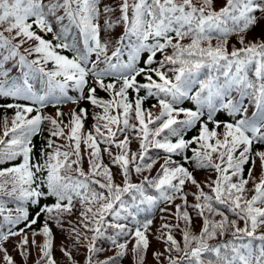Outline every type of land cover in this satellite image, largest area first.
<instances>
[{
	"label": "snow or ice",
	"instance_id": "snow-or-ice-1",
	"mask_svg": "<svg viewBox=\"0 0 264 264\" xmlns=\"http://www.w3.org/2000/svg\"><path fill=\"white\" fill-rule=\"evenodd\" d=\"M261 21L264 0H225L219 10L213 8V0H0V98L13 101L0 107L15 110L11 127L4 119L0 164L22 157L19 163L0 168V214L8 213L0 226L4 264H15L4 247L15 237H20L14 249L21 257L27 259L31 247L39 257L35 264H58L50 222L62 227V217L73 212L76 201L83 209L79 224L84 232L73 225L70 234H75L77 244L81 239L88 242L86 264H94V255L104 251L96 246L100 239L110 241L116 251L95 264H117L129 243L134 264H145L151 246L147 233L153 224L149 215L160 203L175 205L168 215L177 223L165 221L157 229L156 239L166 245L152 253L157 264L162 260L166 264H264V231H259L264 228V150L253 151L254 145H264V40L245 42ZM118 25L123 32L113 40ZM40 33L51 34L52 39ZM233 35L240 46L229 52ZM185 39L190 43H182ZM24 44L29 45L24 48L27 55L20 51ZM158 53L162 59L157 61ZM10 62L12 67H6ZM13 69L20 75L13 77ZM139 76L145 82L138 81ZM70 88L77 95H69ZM97 89L111 99L98 97ZM129 90L135 93L134 100L129 99ZM150 98L156 100L151 107L157 115L143 107ZM82 100L101 111L94 113L95 123L84 134L88 111L73 109L66 133L60 106H79ZM185 101L193 107L181 106ZM49 105L56 109L55 118L42 112ZM220 113L231 119H217ZM45 122L50 125L48 135L36 157L33 138L41 135ZM197 125L198 134L186 138ZM133 140L138 143L136 151L131 150ZM82 143L88 154L87 173L81 166ZM113 148L118 151L113 153ZM102 153L108 154L117 173L103 164ZM161 159L155 176L144 175ZM257 159L258 182L252 175ZM250 162L245 178V165ZM201 169L216 173L215 180L204 182L209 192L195 179L194 172ZM133 173L143 178L133 183ZM186 185L196 191L186 192ZM189 195L195 201L191 205ZM49 197L53 203H40ZM4 198L15 208H6ZM177 199L182 203L175 204ZM26 205L37 209L34 215ZM189 207L202 221L198 234L191 231ZM226 212L235 218L229 219ZM41 216L43 224L34 228ZM22 223L24 227H18ZM108 229L113 230L110 236ZM38 236L43 237L42 243H37ZM121 237L127 239L120 242ZM60 250L72 260L70 250L64 246Z\"/></svg>",
	"mask_w": 264,
	"mask_h": 264
},
{
	"label": "trees",
	"instance_id": "trees-1",
	"mask_svg": "<svg viewBox=\"0 0 264 264\" xmlns=\"http://www.w3.org/2000/svg\"><path fill=\"white\" fill-rule=\"evenodd\" d=\"M104 2L105 3H114V2H118V0H104ZM193 2L194 3H198V0H193ZM224 3H225V0H213V8L215 10H219L221 7H223ZM117 15H118V13H117ZM256 15L259 16L260 14L257 13ZM100 23H101V25H103L102 24L103 23V19H101ZM115 29L117 31H123V26L122 25H118V26L115 27ZM0 31H2V29H0ZM40 34L44 35V37L46 39H48V40L52 39L51 34H47V35H45L43 33H40ZM5 35H7V33H5ZM236 40H237V38H236L235 35H233V36H231L229 38L228 45H227V48H228L229 52L232 50V47L234 45L236 47L240 46L239 44H237ZM259 40H264V21H261L260 24L256 25L255 27H253L251 29V31L248 32L245 42L248 43L249 41H259ZM182 43H184V44L190 43V40L189 39H185L184 41H182ZM216 43H217V41L215 39H213L212 45L215 46ZM28 46H29L28 44H24L23 45V47L20 49L22 54L27 55V53H24V48H27ZM168 52L170 54L171 53V49H169ZM63 54L69 55V56L71 55L70 53H67V52H65ZM28 58L30 59V57H28ZM160 59H162V56L161 55H157L156 60L158 61ZM5 66L6 67H12V62L8 63ZM140 66L143 67L144 65L141 63ZM153 67H155V65H153ZM18 75H20L19 72L16 69H13L12 76L13 77H17ZM137 80L140 81L141 83L145 82L143 76L137 77ZM106 82H108V81H106ZM70 89H68V90H70ZM97 95H98V97L103 99V97H107L109 94L97 89ZM129 95L130 96L131 95H135V93H133L132 90H129ZM140 95H144V93L141 92ZM10 101L11 100H9L7 98H0V104H7ZM155 103H156V100L154 98H150V99H148L147 101L144 102L143 107L145 109H150L152 111L153 115H157L158 114V110L157 109H153L151 107ZM181 106L188 107V108H192L193 107V105H192V103L190 101H185ZM48 107H51V111L49 113H45L44 115L52 116L53 118H55L56 109L53 106H51V105H49ZM79 108H86L87 111H88L87 118L83 121V128H85V129L88 128L87 126H89L90 124L95 122L94 119H93L94 113L100 112V109L94 108L87 101H83V100L80 102L79 106L71 104V103H65V104L61 105L60 106V110L64 113V116L62 117L63 123L61 124V127L64 128L66 133L68 131V128L65 127V125H67V123H68V121L70 119V117H69L70 111H72L73 109H76L78 111ZM14 111H15L14 109H6V108H3V107H0V121H1L2 117H4V118L7 117L8 119H11V117L14 115ZM32 115H35V114H32ZM249 115H251V109L249 110ZM217 119L230 120L231 118L228 117L226 113H220L217 116ZM130 122H132V121H130ZM49 127H50V125L47 122H45L42 125L43 132L41 133V135L36 136V137L33 138V144L36 145V149H35L36 157H38L39 149L43 145L44 140H45V138L48 135L47 129ZM212 127H213V125L210 124L209 128H212ZM218 131L221 133L219 138L222 139L223 138V136H222L223 126H221V128L218 129ZM197 134H198V125H197L196 129H193L192 131H190L187 134L186 138H191L192 136L197 135ZM57 143L58 144H67L68 142L66 140H57ZM193 147H195V145H193ZM259 148L264 150V145L260 146ZM117 151H115L114 153H116ZM132 151H134V150H132ZM151 154L153 156L156 155L155 151H153ZM160 155L162 157L163 153L161 152ZM188 155H191V151L188 152ZM174 159H176L177 161H180V157H174ZM215 159H216L215 156H213V160L214 161H215ZM102 162L105 165H109L111 167V169H112V172L114 174L119 171L117 167L112 166L110 164V159H108V160L103 159ZM180 162H182V161H180ZM160 163H163V159H161L159 161V163H157L154 166V168H153L151 173L145 172L144 175L155 176L156 175V169L159 168V164ZM82 167H83V170L85 171V173H87L88 172V161L86 163L85 162L82 163ZM71 174L72 175H76L74 172L71 173ZM194 176H195V179L198 182L201 183L202 187H204V191L205 192H209V189L204 186V182L209 180V179H211V180H215L216 179V173L212 169H201V170L195 171L194 172ZM257 177H258V175L256 176V178ZM142 178H143L142 176H137L135 173H133L132 176H131V179H132L133 183H138ZM96 179H102V178L101 177H96ZM119 182H120V180L118 178L117 179V183H119ZM92 187L97 188L96 185H92ZM97 190H99V189H97ZM185 191L191 193V192H195L196 189H195L194 186L186 185L185 186ZM153 192H154L153 189H148V194H153ZM48 202L50 204L53 203V199L49 197L47 199H42L40 201L41 204H45V203H48ZM188 202H189V205H191L192 203L195 202L191 195L188 196ZM180 203H182V202L179 199H177L175 201V204H180ZM75 204H76V207L73 210V212H75L76 210H79V212H81L83 209H82L79 201H76ZM160 208H165L168 211L165 212V213H161L160 210H159ZM36 210L37 209H35V208L33 209V211H36ZM174 211H175V205L174 204L173 205H166L164 203H160L158 205V207L156 208V210L149 215V218L153 219V224H152L151 228L149 229V231L147 233L148 239L151 242V246H150V248L147 251L145 264H157V261L154 259L152 253L156 252V251H163L164 248L166 247V245L163 242L158 241L156 239V237L159 236V234H160L157 231V229H159L161 224L164 223L165 221L170 223V224H176L177 223V221L173 217L168 215V212H174ZM189 212L193 216V225H192L191 231L194 234H198L200 226L202 224V221L200 220V218L195 216V213L192 211V209L190 207H189ZM72 213L68 214V216H66V215L63 216L64 218L68 219V221H69V224H67L66 227H72L73 225H75V226H78V228L83 229L80 226V224H79V220H76V219L73 220ZM77 214L79 215L80 213H77ZM226 214L229 216V219H234L235 218L230 213L226 212ZM162 215L165 217V220L161 219ZM0 216L3 217L4 215L0 214ZM109 219H110V217H109ZM139 219L141 221L144 219V214L143 213L140 215ZM214 219L218 220L219 217H214ZM41 222H42V216L40 218V221L38 222L37 225H35L34 228H38L40 225H42ZM134 223H135L134 221L129 223V227L132 228ZM180 224H181V227H183V222L182 221L180 222ZM239 225L241 227H243V221H240ZM50 228H51L52 233H53V255H54L55 259L57 260L58 264H86V258L89 255L88 251L86 250V247L85 246L81 247V246L76 245L73 242L74 239H71V241H69V240L65 239L64 237H62L63 235L61 234V232L58 231V226L55 223L51 222L50 223ZM259 231H264V228L260 229ZM173 234H174L175 238L178 241H181V234L178 231L174 230ZM19 239H20V237H15V238H12L10 241L5 243L4 247H6L8 249V254L13 257V259L15 261V264H35L36 260L39 258L38 255H37V250L35 248H31V247L29 248V251L31 253H33L34 255L33 254L29 255L27 257V259H25L24 257H21L18 254V252L14 249V245L19 241ZM125 239H127V238L126 237H121L120 238V242H124ZM29 240H31V236H29ZM36 240H37V243H42L43 242V237L42 236H38V237H36ZM81 240L83 241V239H81ZM213 243H215V241H213ZM61 246H64L65 248H67L68 250L71 251V255H72V260L71 261H69L68 258L66 256H64V254L61 252V250H60ZM131 248H132V243H129L128 244L127 254L123 258H121L117 262V264H134V258H133V254L131 252ZM110 249L111 248L108 246V244H106L105 248H104V251H101V253L96 254V256L94 255V257H93L94 264L97 261V258L98 259H101V258L106 259V258H108L110 256H114L116 249L113 247L112 250L109 251ZM0 264H4L3 253H0ZM161 264H166V261L162 260Z\"/></svg>",
	"mask_w": 264,
	"mask_h": 264
}]
</instances>
